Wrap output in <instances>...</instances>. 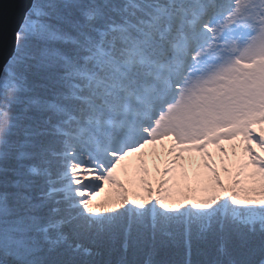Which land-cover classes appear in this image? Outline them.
<instances>
[{
	"label": "snow or ice",
	"instance_id": "6c2138e0",
	"mask_svg": "<svg viewBox=\"0 0 264 264\" xmlns=\"http://www.w3.org/2000/svg\"><path fill=\"white\" fill-rule=\"evenodd\" d=\"M14 39L0 264H264V0H31Z\"/></svg>",
	"mask_w": 264,
	"mask_h": 264
},
{
	"label": "water",
	"instance_id": "95a60500",
	"mask_svg": "<svg viewBox=\"0 0 264 264\" xmlns=\"http://www.w3.org/2000/svg\"><path fill=\"white\" fill-rule=\"evenodd\" d=\"M30 2L31 0H0V68L15 52V33Z\"/></svg>",
	"mask_w": 264,
	"mask_h": 264
},
{
	"label": "rangeland",
	"instance_id": "374dc122",
	"mask_svg": "<svg viewBox=\"0 0 264 264\" xmlns=\"http://www.w3.org/2000/svg\"><path fill=\"white\" fill-rule=\"evenodd\" d=\"M37 2H39V0H37ZM3 112L4 111H3L2 107L0 106V114H2ZM1 117H2V115H0V119H1ZM225 147H227L229 149V153H231V146L229 144L225 143ZM212 151H213L214 155L216 156L218 166H219L220 155H219V153L216 152V150L214 148L212 149ZM148 166H149V168H153V160L151 158H149ZM189 171H191V169ZM222 175H225V174L222 172ZM121 178L125 179L123 174H121ZM108 195H109V193L107 191L105 193H101V195L99 197H97V200L102 201V200L106 199L108 197Z\"/></svg>",
	"mask_w": 264,
	"mask_h": 264
},
{
	"label": "trees",
	"instance_id": "16d2710c",
	"mask_svg": "<svg viewBox=\"0 0 264 264\" xmlns=\"http://www.w3.org/2000/svg\"><path fill=\"white\" fill-rule=\"evenodd\" d=\"M40 2V0H39ZM0 106L2 107L3 111H7V99H6V95L3 93V91H0ZM3 117H1L2 119Z\"/></svg>",
	"mask_w": 264,
	"mask_h": 264
}]
</instances>
